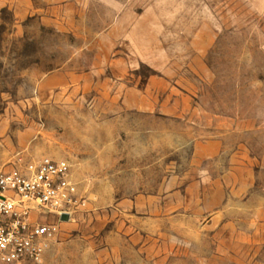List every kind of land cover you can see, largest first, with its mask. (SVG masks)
<instances>
[{
    "label": "rangeland",
    "instance_id": "374dc122",
    "mask_svg": "<svg viewBox=\"0 0 264 264\" xmlns=\"http://www.w3.org/2000/svg\"><path fill=\"white\" fill-rule=\"evenodd\" d=\"M43 157L40 264H264V0H0V171Z\"/></svg>",
    "mask_w": 264,
    "mask_h": 264
},
{
    "label": "built area",
    "instance_id": "2783aa9c",
    "mask_svg": "<svg viewBox=\"0 0 264 264\" xmlns=\"http://www.w3.org/2000/svg\"><path fill=\"white\" fill-rule=\"evenodd\" d=\"M71 166L51 157L0 171V263L40 264L82 204Z\"/></svg>",
    "mask_w": 264,
    "mask_h": 264
},
{
    "label": "water",
    "instance_id": "95a60500",
    "mask_svg": "<svg viewBox=\"0 0 264 264\" xmlns=\"http://www.w3.org/2000/svg\"><path fill=\"white\" fill-rule=\"evenodd\" d=\"M62 220L65 221V222H68L69 221V216L68 215H64L62 217Z\"/></svg>",
    "mask_w": 264,
    "mask_h": 264
}]
</instances>
